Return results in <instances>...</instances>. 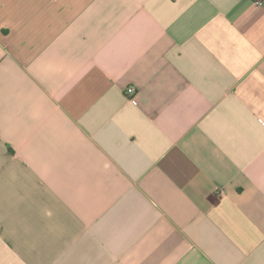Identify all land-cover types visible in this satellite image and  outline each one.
Returning <instances> with one entry per match:
<instances>
[{
	"label": "crops",
	"instance_id": "obj_1",
	"mask_svg": "<svg viewBox=\"0 0 264 264\" xmlns=\"http://www.w3.org/2000/svg\"><path fill=\"white\" fill-rule=\"evenodd\" d=\"M0 264H264V0H0Z\"/></svg>",
	"mask_w": 264,
	"mask_h": 264
},
{
	"label": "built area",
	"instance_id": "obj_2",
	"mask_svg": "<svg viewBox=\"0 0 264 264\" xmlns=\"http://www.w3.org/2000/svg\"><path fill=\"white\" fill-rule=\"evenodd\" d=\"M254 2L259 6L263 4V0H254ZM126 93L130 96H133L136 93L135 87H129Z\"/></svg>",
	"mask_w": 264,
	"mask_h": 264
}]
</instances>
